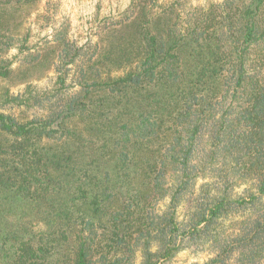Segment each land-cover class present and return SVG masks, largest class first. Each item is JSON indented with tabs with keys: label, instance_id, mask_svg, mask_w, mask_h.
I'll use <instances>...</instances> for the list:
<instances>
[{
	"label": "trees",
	"instance_id": "16d2710c",
	"mask_svg": "<svg viewBox=\"0 0 264 264\" xmlns=\"http://www.w3.org/2000/svg\"><path fill=\"white\" fill-rule=\"evenodd\" d=\"M152 1L133 4L100 55L110 72L131 71L84 84L45 117L0 111V136L13 139L0 141V264H65L69 249V264H128L138 247L142 264H158L203 235L222 249L206 264L235 251V264H264V0H223L180 28L166 12L151 17ZM11 75L1 62L0 79ZM228 157L256 174V194L233 198L226 175L179 221L190 186ZM250 211L233 240L211 236L219 220Z\"/></svg>",
	"mask_w": 264,
	"mask_h": 264
},
{
	"label": "rangeland",
	"instance_id": "374dc122",
	"mask_svg": "<svg viewBox=\"0 0 264 264\" xmlns=\"http://www.w3.org/2000/svg\"><path fill=\"white\" fill-rule=\"evenodd\" d=\"M222 1L154 0L147 6L151 9V17L166 12L173 16L174 23L180 28L187 21L193 22L203 17L212 4ZM138 2L139 0H0V63L9 64L12 70L10 78L0 79V111L21 123L45 117L51 108L56 109L67 98L80 94L84 84L103 81L109 77L119 78L131 71L134 66L110 72L100 62V55L108 42L109 31L128 17L133 11V4ZM14 98H18V101L7 102V99ZM24 99L31 101L26 103ZM70 124L85 128L83 121L79 119H73ZM0 141L8 143L13 139L2 135ZM199 149L197 163L201 161V166L207 159L206 151L210 149L208 137L205 136ZM231 161L230 157L226 160L221 158L216 166L205 169L206 173L201 176L206 177L199 176L196 179L178 209L179 221L187 222L198 201L217 194L215 186H222L226 175L230 174L227 184L232 185L230 192L233 198L256 194V174L245 173L242 166L234 165ZM173 180L171 177L169 182ZM205 184H209V187L204 188ZM256 196L257 210H261L264 197H259V194ZM168 204L169 199L166 198L156 208L165 211ZM252 214L256 212H237L219 220L214 227L217 231L214 230L211 236L215 234L221 242L233 240L243 222ZM32 230L47 232V226L44 222H36L32 225ZM216 244L213 237L203 235L200 239L187 241L173 258L160 260L158 264H206L222 250ZM156 248L154 245L152 250L155 251ZM69 250L60 259L65 260V264H69L73 257V249ZM126 257L130 259L128 264H142L144 260L139 247ZM238 257V252L235 251L223 258L225 264H235ZM100 260V255H95L91 264H102Z\"/></svg>",
	"mask_w": 264,
	"mask_h": 264
}]
</instances>
